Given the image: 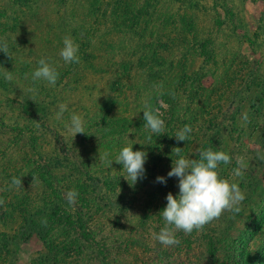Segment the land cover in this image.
Listing matches in <instances>:
<instances>
[{
    "label": "rangeland",
    "instance_id": "1",
    "mask_svg": "<svg viewBox=\"0 0 264 264\" xmlns=\"http://www.w3.org/2000/svg\"><path fill=\"white\" fill-rule=\"evenodd\" d=\"M66 36L79 63L59 56ZM3 39L14 58L0 52V264H264V0H0ZM41 58L58 71L55 86L32 80ZM145 105L165 121L151 140ZM73 114L86 133L68 130ZM185 125L190 138L177 142ZM130 145L148 154L135 185L114 161ZM174 147L188 159L209 148L229 154L218 174L246 198L238 214L177 230L179 244L164 246L159 213L179 193L167 177ZM39 164L56 174L54 189ZM73 189L76 202L61 203L41 238L40 216L53 209L45 203L60 193L68 202ZM3 233L13 236L6 248Z\"/></svg>",
    "mask_w": 264,
    "mask_h": 264
},
{
    "label": "clouds",
    "instance_id": "2",
    "mask_svg": "<svg viewBox=\"0 0 264 264\" xmlns=\"http://www.w3.org/2000/svg\"><path fill=\"white\" fill-rule=\"evenodd\" d=\"M78 51L79 45L71 37H64L59 56L66 64L79 63ZM0 52L10 59L14 58L6 39L0 40ZM38 64L39 66L32 73V80L44 81L48 85L55 86L59 78L56 68L44 58H41ZM3 78L6 81H11L13 76L8 71L3 74ZM64 111L65 108L61 105L58 117L62 116ZM143 113V119L146 121L144 127L150 130L149 140L153 139V136L165 134V121L161 118L162 114L159 108L145 105ZM243 118L248 119L246 114ZM68 130L75 135L86 133L84 121L79 115L71 116ZM192 131L190 125H185L176 132L174 137L177 142L188 141ZM181 149L180 147L172 149L173 163L167 174L169 178H178L179 193L174 196L169 192L166 197L167 205L159 213L165 223L156 235V239L164 246L179 244V240L175 237L177 230L191 234L193 230H202L225 211L238 214L241 210L239 206L246 198L238 184L231 183L218 174L220 164L231 163L229 154L222 150L214 151L209 148L199 152V159H188L181 154ZM147 155L146 151H133V147L130 145L123 147L115 158L116 163L123 165V170L126 172L124 178L130 185H135L139 179L144 177ZM259 158L264 159V155ZM108 163L109 166H112L113 161ZM236 163L239 167L233 169V173L235 176H241V169L246 166L242 158L237 159ZM34 181L35 177H33ZM157 182L166 184L167 178L159 176ZM11 184L17 188L23 187L22 177H13ZM78 195L79 193L74 189L69 191L66 197L68 203L74 204ZM3 203L4 201L0 200V205Z\"/></svg>",
    "mask_w": 264,
    "mask_h": 264
},
{
    "label": "trees",
    "instance_id": "3",
    "mask_svg": "<svg viewBox=\"0 0 264 264\" xmlns=\"http://www.w3.org/2000/svg\"><path fill=\"white\" fill-rule=\"evenodd\" d=\"M32 16H33V18H35L36 17V15H37V13L36 12H34V13H30ZM119 16H117V18H118ZM29 18H27V20H28ZM29 21V20H28ZM107 32H109V31H104L102 34H100V37L101 36H105L106 34H107ZM11 39L9 38L8 39V41H10ZM5 55V54H4ZM128 70V69H127ZM150 72V75L152 74V73H154L155 71H154V68H152L151 69V71H149ZM7 84L5 85V86H8V82H6ZM164 95H166L165 93L163 94V96ZM167 96V95H166ZM44 167V169H42ZM39 169L40 168V171L38 172V177L40 178V180L42 181V183H43V186L45 187V188H52V189H54V183H53V180L55 179V177H56V174L51 170V169H49V168H47V167H45V165L43 166V165H38V166H36V169ZM82 171V170H81ZM59 196V199H60V201L59 202H57V201H52V202H49V203H45V208L48 210H51L52 208V210L50 211L51 213H46V212H43L42 214H41V219L42 220H44V222L45 223H41V226H39V227H41V228H39L38 230V232H39V235H41V238H43V239H47L48 237H47V232H44V229H46L47 227H49V226H46L47 224H49V222H51L52 221V217L55 219V217H56V211H57V209H59L60 207H61V203H68L67 201H66V199L61 195V193L58 195ZM25 212V211H24ZM25 214H28L29 216L31 215V213H26L25 212ZM75 213L73 212V211H70L69 212V218H71V216H73ZM26 218H27V216H26ZM77 219L79 220V222H83V218H81V217H78L77 216ZM46 220V221H45ZM33 223L34 224H38V221H37V219L35 220V219H33L32 221H30V224L31 225H29L30 227H33ZM38 226V225H37ZM81 227L80 228H83V231H81V234H82V236L83 237H85V238H88V237H90V235L92 234V232L89 230V229H87V228H85V225H80ZM5 239H6V242H4V244L2 245V246H4V248H6V247H8L9 246V241L10 240H12V237H10L11 235L9 234V233H3V235H2ZM26 236H29V235H26ZM0 248H1V245H0ZM104 264H110L109 262H108V260L105 258V260H104V262H103ZM233 263H235V260H232L231 262H229L228 264H233Z\"/></svg>",
    "mask_w": 264,
    "mask_h": 264
}]
</instances>
